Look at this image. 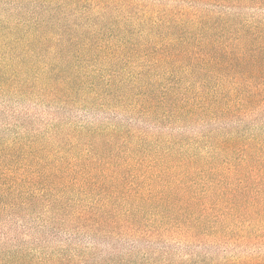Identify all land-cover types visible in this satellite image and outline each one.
Here are the masks:
<instances>
[{
    "label": "trees",
    "instance_id": "obj_1",
    "mask_svg": "<svg viewBox=\"0 0 264 264\" xmlns=\"http://www.w3.org/2000/svg\"><path fill=\"white\" fill-rule=\"evenodd\" d=\"M0 264H264V0H0Z\"/></svg>",
    "mask_w": 264,
    "mask_h": 264
}]
</instances>
